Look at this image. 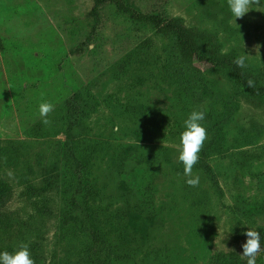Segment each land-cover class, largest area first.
<instances>
[{
	"label": "rangeland",
	"instance_id": "rangeland-1",
	"mask_svg": "<svg viewBox=\"0 0 264 264\" xmlns=\"http://www.w3.org/2000/svg\"><path fill=\"white\" fill-rule=\"evenodd\" d=\"M127 1L205 32V55L249 54L264 87V12L235 23L227 0ZM193 110L197 187L178 160ZM0 183V252L27 244L34 264H246L244 233L264 236V97L111 2L0 0Z\"/></svg>",
	"mask_w": 264,
	"mask_h": 264
},
{
	"label": "clouds",
	"instance_id": "clouds-1",
	"mask_svg": "<svg viewBox=\"0 0 264 264\" xmlns=\"http://www.w3.org/2000/svg\"><path fill=\"white\" fill-rule=\"evenodd\" d=\"M234 22L243 18L250 10L264 12V2L262 0H227ZM256 54L260 55V45H254ZM249 54L238 56L234 63L238 68H245ZM249 87H255L252 79H248ZM55 110V105L51 102L44 101L38 106V116L44 125L51 123L49 116ZM205 120V112L203 110H193L184 121V131L180 134V142L178 146V160L183 164V172L187 185L190 187L199 186V176H193V167L199 161V153L203 148L207 139V130L203 126L202 121ZM118 131L117 129H114ZM246 242L242 244V253L240 258L246 260V264H256L257 256L264 251L261 247V235L257 230L249 228L246 233ZM0 264H34L27 244H22L14 253L7 251L0 252Z\"/></svg>",
	"mask_w": 264,
	"mask_h": 264
},
{
	"label": "trees",
	"instance_id": "trees-1",
	"mask_svg": "<svg viewBox=\"0 0 264 264\" xmlns=\"http://www.w3.org/2000/svg\"><path fill=\"white\" fill-rule=\"evenodd\" d=\"M106 2H111L117 10L127 14L131 19L153 26L157 33L168 35L175 33L180 56L183 60H195L206 62L227 70L236 90L247 94L251 98L264 97V87H249L248 79H252L251 75L243 69L238 68L234 60L229 58H219L214 55H205L199 49L198 40L206 37L205 32L187 29L177 18H164L158 14L145 13L133 7L127 0H93V11H97L98 7ZM7 187L0 183V203L6 200ZM261 244L264 243L262 231Z\"/></svg>",
	"mask_w": 264,
	"mask_h": 264
}]
</instances>
